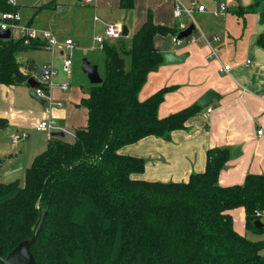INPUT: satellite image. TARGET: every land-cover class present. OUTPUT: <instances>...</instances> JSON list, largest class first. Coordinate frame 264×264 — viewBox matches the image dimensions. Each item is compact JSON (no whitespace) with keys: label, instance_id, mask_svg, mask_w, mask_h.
Returning <instances> with one entry per match:
<instances>
[{"label":"trees","instance_id":"obj_1","mask_svg":"<svg viewBox=\"0 0 264 264\" xmlns=\"http://www.w3.org/2000/svg\"><path fill=\"white\" fill-rule=\"evenodd\" d=\"M262 1L235 11L256 13ZM19 7L0 0V11ZM134 7L135 0H120L125 12ZM157 34L177 35L178 29L156 24L149 13L130 48L126 37L106 40L103 81L91 83L80 103L86 125L74 131L73 141L52 136L23 180L5 182L0 174L3 256L31 238L44 216L31 247L37 264H264V242L240 234L230 213L244 208L247 228L264 231L255 225L264 212V173L222 186L219 175L231 152L217 146L207 152L205 171L187 182L146 181L133 177L144 172L145 160L119 152L147 136L186 128L203 108L193 104L161 118L159 106L172 87L139 98L149 73L165 62ZM258 44L264 47V34ZM42 48L45 42L36 39L27 45L22 38H0V84L27 85L30 74L19 56ZM8 123L0 117V129Z\"/></svg>","mask_w":264,"mask_h":264},{"label":"crops","instance_id":"obj_2","mask_svg":"<svg viewBox=\"0 0 264 264\" xmlns=\"http://www.w3.org/2000/svg\"><path fill=\"white\" fill-rule=\"evenodd\" d=\"M84 1L89 7L88 9L82 7L84 17L79 15L76 23L82 26L87 16L92 17L91 25L96 32L104 31L107 24L118 23L126 24L129 29L128 36H133L146 21L149 13L156 24L176 27L178 33L192 23L188 17L181 19L175 17V0H135V7L130 12L120 8V0ZM248 4L249 2L245 5ZM214 8L195 13L213 15L210 10ZM222 22L220 30L227 25L224 20ZM28 23L33 24V21L30 20ZM202 32L206 34L210 44L203 40L199 42L185 40L184 43L176 45L172 41L174 35L155 36V44L164 55L166 53L185 55V60L179 64H168L165 61L158 70L149 73L139 98L145 100L163 87H172L159 106V117L164 118L193 104H200V99L208 91H214L218 97L213 100L210 112L202 108L186 122V128L172 131L170 140L150 135L123 146L119 150L121 154L145 160L144 172L134 174L135 179L187 182L193 173L205 171L207 152L217 146L227 147L231 152V158L219 175V184L222 186L243 184L249 173H264V47L258 44V38L264 31ZM216 35L220 40L212 41V37ZM71 37L78 41V47L82 45V37L78 35ZM96 45L94 38V47ZM213 48L219 49L220 57L209 58ZM50 51L55 54L54 63H45L38 67L52 64L56 67L57 74L52 79L53 84L50 88L46 82L42 83V86L53 99L63 102L65 99L62 96L70 90L71 83L66 91L60 88V83L67 81L72 71L65 73L62 68L67 53L65 48ZM90 61L93 64L98 63L91 58ZM29 64L30 61L24 65V70L33 76L36 71L28 70ZM225 64L231 65V68L229 71L221 72L220 68ZM30 90L28 84L11 86L0 84V117L9 122L4 129L12 127L13 130H19L25 126V121L33 120L37 115L42 118L54 116L60 119L62 125L74 122L76 125L74 131L86 125L87 120L82 121V124H78L77 121L80 109L84 110L83 118H87V111L81 104H70L66 109L57 106L51 113L42 107L45 105L31 99ZM73 96L74 94L70 97ZM86 96L88 94L83 97ZM260 130L262 133H259ZM63 137L65 138V135ZM238 148L240 151H237V157H234L233 151ZM0 160L3 181L15 180L22 165H8L15 159L10 152V145L4 141H0ZM230 213L235 229L245 235L244 227L237 225L238 217L243 218L247 229L244 208L233 209Z\"/></svg>","mask_w":264,"mask_h":264},{"label":"rangeland","instance_id":"obj_3","mask_svg":"<svg viewBox=\"0 0 264 264\" xmlns=\"http://www.w3.org/2000/svg\"><path fill=\"white\" fill-rule=\"evenodd\" d=\"M183 1L186 4H191L193 0ZM194 1H197L198 4L205 5L208 9L214 8L221 3H224L228 8V11L225 14L226 16L221 15L220 17H215L213 15H202L194 13L192 18L188 17L191 19L190 22L195 23V25L202 31H264V19H261L262 13L264 12V1L261 2L256 13H247L245 15H241L235 10L240 6L245 7L252 4L254 0ZM247 2H249V4L245 5ZM18 3L20 6L19 8L23 22L28 23L30 20H32V26L34 28L41 31L52 32L60 40V42L64 43V41L68 38L73 39V37L71 36L78 35L82 37V45H80V47L77 46V48L72 51V72L66 79L69 83H71V88L65 96H62V98L65 99V101L62 102V105L53 106L51 108V113L52 109L56 108L57 106L61 109L62 107L63 109H66L70 104H80L81 98L88 94L91 85L87 74L82 70V63L84 58H88L89 60L91 58L92 60L97 61L98 63L94 64H98L100 73L104 69V56L98 45L94 47V38L96 36L103 35L105 30L98 32H96L95 30L93 31L94 28H92L91 25L92 17L89 16H87L85 22L81 24L82 26L76 23V18L79 15H82L84 17L82 7L84 9H88L89 7V4L85 1L78 2L76 0H18ZM46 4L50 5L40 9ZM223 20L227 23V25L226 27H224L225 29L222 27V30H220L219 28L221 27L220 25L223 23ZM14 37H17V35L14 34ZM132 40V35L124 39L127 48L131 47ZM65 50L67 53L69 52V49L65 48ZM54 55L53 52L46 49H29L25 52H22L19 56V59L25 66L29 61H34V65L38 67L45 63H54ZM41 81L43 80L41 79ZM72 94H74V96L70 97ZM54 100L56 102H60L59 100ZM42 107L46 110L47 105H45V107ZM203 108L207 109L206 107ZM78 112V124H82L81 122L84 120L86 122L87 118H83L84 110L80 109V111ZM38 116L40 115L34 117L33 120L29 119L25 121V126L22 128L20 127L19 130H13L12 127L8 129H0V141H4L5 143H8L10 145V152L13 154V157L15 159L14 162L12 161L8 165H22V169L19 173H17L15 179L23 180L26 169L32 165L36 155L41 154L46 150L48 146L50 140L47 132L37 129V126L41 121L55 120L57 125L62 129L61 131L64 132L65 140H74V126H76L74 122L68 124L65 123L64 125H62L59 121L60 119H57L52 115V117L47 116L45 118ZM35 118L37 119L35 120ZM22 134H28L27 138L21 139L18 143H15L13 137L15 135L21 136ZM2 180L4 179L2 178ZM261 221L264 223V212L262 213ZM237 225L242 228L244 227L243 230L247 238L254 241L264 242V231L255 232L248 228L246 229L243 218L239 217L237 220ZM261 253L262 255H264V248L261 250Z\"/></svg>","mask_w":264,"mask_h":264},{"label":"built area","instance_id":"obj_4","mask_svg":"<svg viewBox=\"0 0 264 264\" xmlns=\"http://www.w3.org/2000/svg\"><path fill=\"white\" fill-rule=\"evenodd\" d=\"M86 1H92V0H86ZM10 3L12 5L17 4V0H10ZM207 10V7L202 4H198L197 1H192L191 4H186L183 0H175V7H174V15L176 18H183V17H190L192 18L194 13L196 11L200 12H205ZM228 11L227 6L224 3H221L218 5L216 8L210 10V12L216 16L220 17L221 15H225L226 12ZM98 19V17H95ZM0 29L3 30H10L12 37H14V34L17 35L16 38H22L24 39L25 44H30L31 40L36 39L39 41H44L45 42V48L49 50H55L56 48H67L69 49V52L65 54L64 60H63V71L65 73H70L72 66H73V55L72 51L77 48L78 43L72 39L68 38L64 41V43L60 42V40L52 33L49 31H41L32 26L30 23H25L22 20L21 12L20 9H16L13 11H0ZM196 31H199L197 33ZM123 36V25L118 24V23H110L106 25L105 31L103 35H99L95 37V42L97 43L98 47L102 50L104 42L106 40H117L120 39ZM185 39L191 41V42H199L201 40L211 43L209 39L207 38L206 34L203 33L199 27L196 26L195 30L193 33L187 37V38H179L178 35L172 36V41L176 45H180L185 42ZM220 37L219 36H213L212 41H219ZM218 58L220 57L219 49H212L209 58ZM249 62V61H248ZM47 73L45 75H38L35 74L34 76L37 78V80L42 83H47L48 87L50 88L52 86V79L56 76L57 71L55 67L50 64L47 66L43 67ZM231 68V65L225 64L222 65L220 68L221 72H226L229 71ZM41 79L39 80V78ZM35 87V90L37 93L42 96L43 98L46 99V104L47 105V111H51V108L55 105H62V102H56L50 94L46 93V90L43 86ZM70 87V83L68 81H64L60 83V88L63 91L68 90ZM208 111L210 112L211 106H209ZM37 129L40 131H45L48 134L49 139L52 137V134L55 131L61 130L60 127L57 125L55 120H43L41 121ZM259 133H262V130L259 131ZM28 134H22L21 136H14L13 140L15 143H18L19 140L27 138ZM260 215V213H257Z\"/></svg>","mask_w":264,"mask_h":264},{"label":"water","instance_id":"obj_5","mask_svg":"<svg viewBox=\"0 0 264 264\" xmlns=\"http://www.w3.org/2000/svg\"><path fill=\"white\" fill-rule=\"evenodd\" d=\"M78 2H82L84 0H76ZM196 25L195 23H190L188 27L181 30L178 33L179 38H187L189 37L193 31L195 30ZM129 35V29L126 24L123 25V36L127 37ZM12 37L10 30H3L0 29V38L1 39H10ZM185 60V55H175L174 53H166L165 54V61L168 64H179L182 63ZM35 65L33 61H30V64L28 66V70H35L36 74L38 75H45L47 71L43 67H37L35 69ZM82 70L84 73L87 74L90 82L92 84H99L103 81V78L99 72V66L98 64H93L88 58H84L82 63ZM27 84L31 87V90L29 92V95L31 98L38 101L40 104L45 105L46 99L40 96L37 91L35 90V87L39 86L40 82L37 80V78L33 75L30 76V78L27 81ZM218 97V94L214 91H208L201 99H200V105L202 107L208 108L212 105L213 100ZM65 134L63 131L54 132L52 136H60L63 137ZM164 139L170 140L171 136L170 134H167L163 137ZM237 151H240V149H236L233 151L234 157H237ZM45 215V214H44ZM44 221V216L41 218V221L37 223V225L34 227V233L33 236L29 239L21 241L17 246H15L7 256H3L2 250L0 249V263L1 264H37L34 255L32 253L31 247L34 241L37 238V235L39 231L42 228V224ZM255 225L257 227H263L264 223L261 220H257L255 222Z\"/></svg>","mask_w":264,"mask_h":264}]
</instances>
